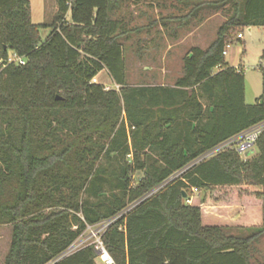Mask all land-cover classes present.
Wrapping results in <instances>:
<instances>
[{
    "label": "trees",
    "instance_id": "1",
    "mask_svg": "<svg viewBox=\"0 0 264 264\" xmlns=\"http://www.w3.org/2000/svg\"><path fill=\"white\" fill-rule=\"evenodd\" d=\"M124 1L56 0L41 40L29 0H0L4 264H101L92 245L61 255L110 219L101 238L116 264H264L254 245L264 236V127L252 156L234 145L209 154L264 122V66L248 104L244 72L223 54L240 28L264 27V0H177L192 4L177 17L185 24L201 11L224 19L206 48L182 56L172 85L139 86L126 83L121 38L143 29L114 17ZM10 54L24 63H7ZM103 70L118 90L92 81ZM219 189L232 192L213 197Z\"/></svg>",
    "mask_w": 264,
    "mask_h": 264
},
{
    "label": "rangeland",
    "instance_id": "2",
    "mask_svg": "<svg viewBox=\"0 0 264 264\" xmlns=\"http://www.w3.org/2000/svg\"><path fill=\"white\" fill-rule=\"evenodd\" d=\"M29 2L31 21L41 25L39 35L41 40H44L52 30L47 25L52 22L58 12L56 0H29ZM147 2L149 3L147 0H125L114 12V17L124 19L128 29L135 27L143 29L138 32L129 31L121 38L124 44L126 83L129 86L158 85L163 82L172 85L181 73L180 57L182 54L191 46L206 48L215 38L225 13L221 10L211 15L207 14L208 11H201L197 17L185 24L177 17L186 15L192 8V4L184 5L177 0H160L158 4L154 2L150 5ZM159 4L164 6H158ZM65 17L67 20L70 19L69 12ZM162 17H169L165 20L166 24H163ZM204 21L206 22L201 25ZM238 31L243 34V38L239 41L234 40L226 47L225 58L229 65L242 68L246 103L252 104L262 92L260 65L264 66V27H242ZM170 45L171 48L168 49ZM164 65L165 69H168L166 72H162ZM94 79L92 81L102 83L105 89H119L105 70L97 74ZM254 154H256L255 147L250 153H243L241 156L245 158V156ZM141 175L142 172H135L134 180ZM230 192L232 191L219 189L213 193V197ZM188 194L192 196L199 194L201 197L203 192L199 193L192 189L188 190ZM207 210L221 212V209L216 210L215 208ZM203 222L208 223L205 220ZM208 224H214V222ZM85 236L83 238H86ZM10 239L11 226L0 225V264H4ZM254 245L257 249L256 258L264 262V236Z\"/></svg>",
    "mask_w": 264,
    "mask_h": 264
},
{
    "label": "built area",
    "instance_id": "3",
    "mask_svg": "<svg viewBox=\"0 0 264 264\" xmlns=\"http://www.w3.org/2000/svg\"><path fill=\"white\" fill-rule=\"evenodd\" d=\"M237 37L242 39L243 34L241 32H239L237 34ZM223 54L224 55L226 54V49L223 51ZM0 62H1V60H0ZM11 62L22 64V63H24V59L17 56L16 54H10L7 57V63H11ZM93 80H95V79H93ZM263 127H264V122L258 123L256 125L252 126L251 128L247 129L246 131L240 133L239 135H237L233 139H230L226 143H224V144L221 143L222 145H218L213 152H216V151L223 149L225 147H230V146L234 145L236 150L241 155V154L249 151L250 149H252L254 147L255 141H256V139H257L258 135L260 134ZM212 153H209V154H212ZM158 188H156L152 192L148 193L147 196L154 193ZM111 222H112V220L110 219V220L103 221L99 224H96L94 226H88L86 228V232L84 233V234H86V236L84 234L82 236H80L61 255V257L66 256L67 254L73 252L74 250H76L79 247H82L85 245H92L94 248V251L96 253L97 259L99 260V262L101 264H116L114 262L113 258L111 257V255L108 253L107 249L105 248L104 243H103L102 238H101L103 233L105 232V230L107 229V227L109 226V224ZM84 236L86 238H83Z\"/></svg>",
    "mask_w": 264,
    "mask_h": 264
},
{
    "label": "crops",
    "instance_id": "4",
    "mask_svg": "<svg viewBox=\"0 0 264 264\" xmlns=\"http://www.w3.org/2000/svg\"><path fill=\"white\" fill-rule=\"evenodd\" d=\"M150 3H151V2H149V3L147 2L148 5H150ZM152 4H154V3H152ZM205 22H206V21H204L203 23H201V25L204 24ZM197 28H200V27H197ZM248 30L250 31V28H249ZM192 32H193V31H192ZM181 41H182V40H181ZM169 48H171V45L168 46V49H169ZM186 52H187V51H186ZM186 52H184V53L182 54V56H183ZM225 55H227V52H226ZM182 56L180 57V62H181V64H180V69H181V66H182V61H181ZM167 59H168V58H167ZM226 61H227V60H226ZM227 62H228V61H227ZM228 64H229V63H228ZM233 66H234V67H240V66H237V65H233ZM165 68H166V66L164 65V66L162 67V72H166V71L168 70V69H165ZM240 68H241V67H240ZM158 85H171V84H168V83L166 84V83L163 82V83H160V84H158ZM245 102H246V96H245ZM227 141H229V140H227ZM227 141L222 142V144L226 143ZM222 144H220V145H222ZM215 148H216V147H215ZM215 148L212 149V150L210 151V153H212V152L215 150ZM251 150H252V149H250L249 151H247V152H245V153H250ZM246 157H249V156H245V158H246ZM242 158H244V157H242Z\"/></svg>",
    "mask_w": 264,
    "mask_h": 264
},
{
    "label": "water",
    "instance_id": "5",
    "mask_svg": "<svg viewBox=\"0 0 264 264\" xmlns=\"http://www.w3.org/2000/svg\"><path fill=\"white\" fill-rule=\"evenodd\" d=\"M260 102H261V100H260Z\"/></svg>",
    "mask_w": 264,
    "mask_h": 264
}]
</instances>
